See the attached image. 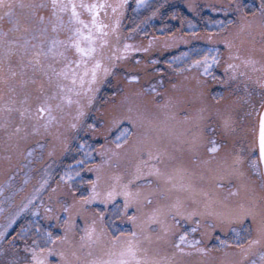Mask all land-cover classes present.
Here are the masks:
<instances>
[{
	"label": "snow or ice",
	"instance_id": "1",
	"mask_svg": "<svg viewBox=\"0 0 264 264\" xmlns=\"http://www.w3.org/2000/svg\"><path fill=\"white\" fill-rule=\"evenodd\" d=\"M128 7L129 0H0V159L13 172L47 163L45 152L55 163L73 142L82 154L55 187L52 165L40 169L35 194L0 225V257H9L0 264H264V0L209 4L234 19L204 35L182 13L169 16L183 34L172 32L160 47L187 45L186 36L208 45L168 64L177 74L196 70L184 76L194 84L173 83L160 103L164 72L155 69L160 78L147 88L128 74L127 84L140 87L100 112L109 77L130 59L140 65L137 54L160 39L129 42L147 35L144 24L164 6L136 0L151 14L125 32ZM187 7L201 15V6ZM218 67L227 92L211 95L208 79H220ZM94 112L103 126L90 122ZM89 136L104 142L96 148ZM85 171L93 178L85 181ZM26 211L36 219L15 231Z\"/></svg>",
	"mask_w": 264,
	"mask_h": 264
},
{
	"label": "trees",
	"instance_id": "2",
	"mask_svg": "<svg viewBox=\"0 0 264 264\" xmlns=\"http://www.w3.org/2000/svg\"><path fill=\"white\" fill-rule=\"evenodd\" d=\"M246 1L247 0H244V3ZM254 2L258 3V2H256V0H254ZM214 3L215 4H220V3L226 4V3H228V0H167V7L166 8L173 7L174 9L179 10L181 13L187 14L188 17L193 18V20H200L201 19L200 21H198V23H201V25H202V22H204L206 19H209V21L213 20L215 22L218 20H232V19H234V15L225 17L223 15V13H221V12H214V11L209 10L208 5L214 4ZM190 4L201 6V9H200L201 15L200 16H197L196 14L188 11L187 6ZM170 22L177 25V28L180 29V21L179 20L170 19ZM150 33H152L151 36L150 35H149V37L146 36V39L143 37L140 39V41L134 42V40H133V42H131V43L147 45L148 41H144V40H147V39L151 40L152 39L151 37L156 35L155 32H150ZM176 34H177V36H179V35H182L183 33L180 32L179 30H177ZM201 34L204 35L206 33H201ZM156 37H159V36H156ZM170 37L171 36H167V38L166 37H159L160 39L156 41V46L153 48V50L150 51V53H148V54H137V56H142V57H144V59L146 58V56L149 59L156 58V57L161 58V59H165V57L174 55L175 53H178V52L192 51L195 48H206V47H208V45L204 44L201 39H194L190 36L185 37L186 39H188L190 41V43L187 45H185L184 43H179L176 46L170 47L168 49H164V48L160 47V45L163 44V42L166 39H169ZM219 47H220L221 52L223 53L225 51L223 48V45H220ZM128 67L132 68L130 66V64L128 65ZM214 71H215L216 76L220 77V79H217V80H213L211 78L208 79V85H207L208 93H210L211 95L225 94L227 92V89H226L225 85L221 83V80L224 79L223 68L218 67V68H215ZM174 75L175 76H173V75L163 76L164 78H166V81L164 84V88H166V89H159V91L164 92V93L161 96L155 97V99L158 102L163 103V101L168 96L173 95V89H172L173 83H177V82L181 83V81H182V85L186 84V81L183 80L184 76H187L186 74H181V78H179L178 75H176V74H174ZM157 78H160L159 75L157 76ZM150 84H151V81L149 82L148 85H150ZM107 90L108 89H101L100 92L103 94V92H106ZM113 90H115L116 92L119 90L122 91V89H113ZM165 93H167V94H165ZM116 96H117V94H116ZM97 102H99L98 106L100 104L102 105L101 108H98V106H97V109H99L100 112H103L102 108H105L106 104H103V102H101V100H99V99L97 100ZM103 105H105V106L103 107ZM191 111L194 112V109H192ZM181 115H182V113H181ZM90 122L91 123L95 122V124L103 126V121L99 119L98 115L95 112L91 114ZM114 135H115V131L112 133L113 137H114ZM85 139L87 141H89L90 144H93L96 148H99L100 144H102L104 142L102 137H100L98 139H92L89 136V137H85ZM36 155L38 157L40 155L39 152H37ZM80 155H82V154H79V156ZM71 156L72 155L70 154V151L68 153L58 152L54 159H57L58 161H62L64 163L66 162V166L64 169V171H65L71 165H76V162L75 163H73V162L76 161L77 158L70 160ZM44 160L47 163L37 162V163H33L32 165H30L29 167H31V169H32L31 171L29 170L30 168L23 167V166H21L20 168L14 169L13 172L7 171L6 178L3 179L2 181L0 180V208H1V206H3L2 208H5V216L10 214L13 210L17 209L18 207H20L22 204H24L26 202L27 198L32 194L34 188L38 184V179L40 177V174L42 173V171L40 169L44 168L51 161L48 159L46 152L44 154ZM98 160H99V157L97 156L96 160L93 162H98ZM20 163H21V165H23L25 163L23 157H21ZM77 167H79V165H77ZM12 175H15L14 180L11 179ZM82 177L85 181L90 179V178H93L92 173L87 172V171L82 173ZM25 180H27L28 182L25 183ZM73 183H74V185H76V187L80 188V191H85L87 189L86 185L84 187H80V178H77V180H75ZM61 187H63L62 182H61ZM44 201H45V203L47 202V196L44 198ZM35 219L36 218L33 216H30L27 219H21L17 223V225L15 226L14 230L18 231L20 225L26 224L30 221L35 220ZM41 223L43 224V226L45 228H47L49 225V222H47V221H41ZM77 224L83 226V220L78 219ZM15 231H12L11 234L14 235ZM55 231L57 234H59V229H55ZM211 243L215 244L216 243L215 239H213L211 241ZM217 255H221V254H217Z\"/></svg>",
	"mask_w": 264,
	"mask_h": 264
},
{
	"label": "rangeland",
	"instance_id": "3",
	"mask_svg": "<svg viewBox=\"0 0 264 264\" xmlns=\"http://www.w3.org/2000/svg\"><path fill=\"white\" fill-rule=\"evenodd\" d=\"M89 2H93V0H89ZM256 2L259 3V0H256ZM246 4L250 5V6H256L258 3H255L254 0H247L245 2ZM148 4L150 5H154V6H160L163 5L164 7L161 8L160 10V14H158L157 18L147 22L144 24V29L147 32V35H144L143 32L141 33H137L135 34V41H140L141 38H145L146 36L149 37V35L151 36L152 33L150 32H155L156 35L155 36H159V37H166L167 36H171L172 32H177V30H179V28H177V25H175L174 23L170 22L169 16L179 12L181 13L179 10L174 9L173 7L171 8H166L167 7V0H148ZM152 9H149L147 7L145 8H141V9H136V0H129V7H128V11L125 15L124 18V28H125V32L130 31L131 28L134 26L135 23H139L140 21L145 20V17L151 14ZM188 20H191L194 24L197 25L196 30L200 31L201 33H205V29H207V31H215V21L206 19L204 22L198 23V21L200 20H193V18H189L187 14L182 13ZM179 24V23H178ZM175 25V26H174ZM163 28L164 32H161L160 29ZM191 31V29H189L187 27V25H184V32H188ZM152 38V37H151ZM144 41H149V39L144 40ZM129 42H133L129 41ZM190 52L191 55H195V51H188ZM181 53L183 52H178L175 53L174 55L171 56H167L165 57V59H161V58H151L149 59L147 56L144 59V57L142 56H136V59H140L141 60V64L140 65H136L133 60L130 59V62L128 61L120 70H119V76L117 77H109L108 81L105 82V84L103 85L102 89H108L106 92H103V94L100 92L98 95V99L101 100V102H103V104H106L105 108L103 109V112H105L104 110H109L111 109L112 105H113V98H115V102H119L120 99H122L123 96V91L132 88V87H144L147 88L150 85L149 82L151 81V83H155L156 80L158 79L157 76L159 75V73L157 71H155V69H158L159 71H162L165 73L164 76H175L174 74L178 75L179 78H181V74H177L171 71L170 68H168V64L170 62H173V58L176 56L181 55ZM152 59L158 60L160 63L157 65H149L148 67H145V65L148 64V62ZM175 63H179V62H175ZM130 64V66L133 68H129L128 65ZM183 66V65H181ZM169 69V70H168ZM130 71V72H129ZM171 73V74H170ZM128 74H138L141 76V85L140 86H136V85H128L127 82L125 81L124 77L125 75ZM186 74L187 76L191 77L194 75H198V72L196 70H193L192 72H186L183 73ZM165 81L166 78L162 77ZM184 80V79H183ZM178 83V82H177ZM178 84H182L178 83ZM194 84L193 81L189 80L186 81V84L182 85L183 87H190ZM113 89H122V91H115ZM159 89H166L164 88V86L162 88ZM116 92V93H115ZM162 94L164 92H161ZM117 94V96H116ZM167 94V93H165ZM114 96V97H113ZM116 96V97H115ZM165 96V95H164ZM149 99H152V96H148ZM97 99V100H98ZM97 105L96 107L98 106ZM105 105H103L104 107ZM102 105L100 104L98 106V108H101ZM95 123V122H93ZM85 139V138H84ZM89 142V141H88ZM70 154L72 155L71 159H76L79 157L80 153H77L75 150V142H73V148L70 150ZM4 155V153L2 151H0V158H2V156ZM69 161V160H68ZM76 161H74L73 163H75ZM48 164H51V168L49 169V174L51 176V186L55 187L57 182L59 181L60 176L63 174L65 166H66V162H60L57 159H55V163H53L52 161H50ZM47 167V165L45 166ZM44 167V168H45ZM31 168V167H28ZM7 176V170H6V165L2 162V159H0V180L2 181L3 179H5ZM43 178V173L40 174V177L38 179V184L37 186L34 188L32 195L35 194V190L39 187V182L40 180ZM43 199L48 195L47 192L45 193H41L40 194ZM29 196V197H30ZM26 203V202H25ZM23 205V204H22ZM21 205V206H22ZM21 206L18 207L17 209L13 210L10 214L5 216V208H2L3 206H1L0 209H3V211H0V225H6L8 223V220L11 216H13L16 212L21 210ZM31 215L30 211H26L23 212L21 214V216L19 217V219L16 221V224L13 225V229L15 228V226L17 225V223L21 220V219H27L29 218ZM12 232V231H11ZM2 259H8L9 257L7 256V254L4 257H0ZM53 261H55V257L52 258Z\"/></svg>",
	"mask_w": 264,
	"mask_h": 264
}]
</instances>
